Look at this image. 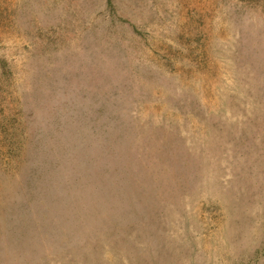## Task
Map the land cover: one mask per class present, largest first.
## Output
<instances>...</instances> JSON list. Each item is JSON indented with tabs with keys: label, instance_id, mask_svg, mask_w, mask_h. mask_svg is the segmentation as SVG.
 Instances as JSON below:
<instances>
[{
	"label": "rangeland",
	"instance_id": "obj_1",
	"mask_svg": "<svg viewBox=\"0 0 264 264\" xmlns=\"http://www.w3.org/2000/svg\"><path fill=\"white\" fill-rule=\"evenodd\" d=\"M0 264H264V0H0Z\"/></svg>",
	"mask_w": 264,
	"mask_h": 264
}]
</instances>
